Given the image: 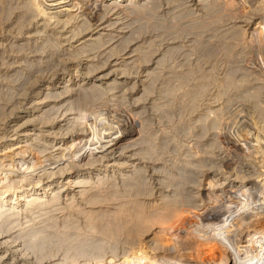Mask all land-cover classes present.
Wrapping results in <instances>:
<instances>
[{
  "label": "bare ground",
  "instance_id": "1",
  "mask_svg": "<svg viewBox=\"0 0 264 264\" xmlns=\"http://www.w3.org/2000/svg\"><path fill=\"white\" fill-rule=\"evenodd\" d=\"M26 1H28V4H25V3L24 4L28 5V7L24 6V4L22 3L24 8L27 7L28 10H30V9H34V8H30L33 6V7H36V9L40 13L43 12L46 15L43 17L44 18L43 20L45 22V24H44L45 26L42 25L43 26L42 29L45 28L46 26H48L47 25L48 20L52 19L51 18L52 16H49V14L51 13L49 10H51L52 8L57 7L56 12H61L62 10H64V8H65V6H67V4H68V7H69V5H71L74 10H77L80 8V10L82 11V14L80 13V10H77V11H79V13L82 15V17H81V20L78 22V24L76 26H74L73 29L72 28L70 29L69 27H67L68 29L64 28L66 26V24L68 22H70V20H68V19H63V20L62 19H56V21H54V23L56 25H54L53 27L49 26V27H52V29L54 28V30H55V32L53 33L54 40L52 41L54 43L55 40L66 39L68 37L67 34H70L71 36H75L79 31L83 32L82 30H86V29L90 28L91 26L94 25V24L92 25V22H93V20H95L94 18L98 14H101V16H102L103 14L107 15L109 12H113V13H115V15L117 13H124L127 15L128 14L129 15L130 14H132V15L138 14L139 16H140V13H144L143 17H145V15H150V14H146V13L152 11L153 8H155L154 5L157 3L158 0H26ZM169 1L173 2V4H172L173 8L175 10L176 9L179 10V12H180V10H184L186 7H190L188 4L189 2L186 0H169ZM197 1L200 4V6L199 5L198 6L199 7H205L204 10L207 11V12L205 11L206 14L203 15L204 17L202 19V20L205 19V21L204 22L202 21V23L201 22L196 23L190 27H188L189 24H187L188 25V26L186 25L187 29H185L186 26H185V28L179 27V28H181V30H179V29L175 30L173 32L174 35L180 34L182 32V29L188 30L189 28H191L190 33H193V32H191L193 30L195 32L193 34H196V36L194 37V42L196 40L195 38H197V40H199L201 33H205V37H206L207 33L203 32V31H205V29H207L208 26L210 25L207 23H209V22L210 23H216L218 21V20L216 21L215 19L212 18L215 14H213L211 12L216 13V10H218L219 8H223L222 10H224V12L221 10L223 12L221 14L224 15V19L226 18L224 21L229 20V19H233L227 27H226L227 22L225 23V28L223 30L224 32H221L222 34L219 35V37H222L221 35H223V33H225L224 34L225 36L222 37L223 40L225 39L224 40L225 42H227L228 38L230 37L229 39L232 38V40H236L235 44H237V45H239L240 43L241 44L247 43V45H248L250 42H253V41H250L249 39L251 37H253V34H255L256 31H258V33L261 34L264 38V0H238V2L235 0H197ZM167 3H168V1H167ZM238 3L244 5L243 8H240V6H239L240 11L238 10V5H239ZM172 5H170V6H172ZM72 8H70V9H72ZM236 10H237V12H236ZM27 11H26V13L24 12V14H27ZM30 11H32V10H30ZM30 11H28V13H31ZM166 11H168V10L166 9ZM106 12H107V14H105ZM154 12L156 13L157 11H154ZM172 12L170 11L171 14H172ZM192 12H194V10L191 11L190 13H192ZM73 13L76 14V12H73ZM170 13H168V14H170ZM181 13H182V11H181ZM219 13H216V14H218L216 16L220 17V20L222 21L221 15ZM51 14L57 15V13H51ZM171 14L168 17L172 18ZM184 14H186V15L184 17H180V18L186 17L188 19L189 17H191V16H188V13H184ZM32 15L33 14H31V19L33 17ZM132 15H130V16H132ZM153 15H155V14H153ZM174 15H176V16L173 18H175V19L178 18L177 17L178 14H174ZM208 15H212V17L210 18V16H209V18H208ZM139 16H137V17H139ZM166 16H167V14H166ZM216 16H214V17H216ZM66 17L68 18L70 16L67 15ZM75 17H76V15H75ZM77 17H79V16H77ZM126 17H128V16H126ZM143 17H140V18H143ZM150 17H151V15H150ZM23 18L25 19V16ZM140 18H136V20H140ZM147 18H145V19H147ZM161 18H163V17H161ZM186 18H185V22H186ZM69 19H71V18H69ZM151 19H152V17H151ZM156 19L159 21L158 23L160 26V22L163 20L160 21L158 18H154V20H156ZM190 19L195 20L197 18L191 17L187 21H191ZM210 19H212V21L215 20L216 22H214V21L212 22V21H210ZM52 20H51V22H52ZM98 20H100V19H98ZM101 20H103V19H101ZM199 20H201V18ZM199 20L197 19L196 21L198 22ZM71 21H73V20H71ZM149 21L150 20H147V21L145 20V23L149 22ZM196 21H194V23ZM221 21H220V23H221ZM51 22H50V24H51ZM94 22H97V21H94ZM105 22L106 21H104V22L101 21L97 25L95 23V25H94L95 27H93L94 29L92 28V31H88V33H87L88 36H86V39L83 41V43H81L82 48H84V47H90L91 48V46H93L94 44L98 45V47H99L102 45V44L101 45L97 44L98 42H100L99 41L100 39H102V38L104 39L105 37H109V36L113 35L112 32H115V29L112 28V25L116 24L117 20L115 19L114 22L110 21L112 23H109L107 25L104 24ZM150 22H152V20ZM25 23H28V22H25ZM59 23H62V24H60L62 26H58ZM106 23H108V22H106ZM142 23H144V22H142ZM170 23H172V22H170ZM178 23H180V22H178ZM178 23H176V24H178ZM222 23H223V21H222ZM73 24H72V26H73ZM176 24H173V25H176ZM181 24H184V23L182 22V23H180V25ZM140 25H142V24H140ZM169 25H171V24H169ZM120 26H122V25H120ZM142 26L146 27L144 24ZM162 26H163V24H162ZM131 27H132V25H131ZM137 27H138V25H137ZM168 27H171V26H168ZM119 28L122 29L121 27H119ZM141 29H143V28H141ZM164 29H166V27H164ZM217 29L221 30V28H217ZM16 30H17V28H16ZM162 30H163V28H162ZM166 30H168V29H166ZM173 30H174V28H173ZM37 32H39V31H37ZM37 32H33V33H37ZM168 32H169L168 34H172V33H170L171 31H168ZM42 33H45V32H42ZM209 33H211V35H212V32H209ZM79 34L81 35V33H79ZM120 34H123V33L120 32ZM188 34H189V32H188ZM214 34H217V33H214ZM157 35H160V33H158ZM47 36H48V34H47ZM122 36H124V34ZM226 36L228 38H225ZM82 37H85V36H82ZM208 37H211V36H207V38ZM214 37H216V36H214ZM47 38L49 39V37H47ZM71 38H73V37H70V39ZM115 38H117V36ZM123 38H127L126 35ZM176 38H178V37H176ZM186 38H188V37H186ZM48 39L45 42H47ZM216 40H218V38ZM216 40H215V43H217ZM207 41L208 40H206L205 42L199 41V43L197 41V43L198 44H203V43L205 44ZM224 41H223V44H225ZM263 41H264V39L261 42H263ZM52 42H51V44H52ZM211 42H213V41L211 40ZM24 43H26V42H24ZM29 43H31V42H29ZM56 43L60 44L57 41H56ZM227 43H229V41ZM230 43H231V41H230ZM43 44L44 43H42L41 45H43ZM168 44H170V43H168ZM208 44L209 43H207L206 45H208ZM229 44L225 45V50L227 51V53L232 54V56H230V54H229V56L232 58L234 56V53H235L234 48H236V47L235 46L232 47V45L231 44L229 45ZM232 44H234V43H232ZM243 44H242V47L240 46L239 51L246 50V48L243 49L244 48ZM34 45H36V44L34 43ZM52 45H54V44H52ZM212 45H213V43H212ZM139 46H141V45H139ZM139 46H137L136 49H134L133 51H136V50L140 51L139 52L140 53V59H142V60L147 59L148 56L146 54H148V52L145 53L144 48L142 49V47H139ZM193 46H191L192 48L189 47L191 49L190 52L194 51V50L192 51ZM209 46L211 47V45H208V48H210ZM213 46H215V45H213ZM55 47L57 48V46H55ZM114 47H116V46H114ZM176 47H178V46H176V45L174 46V44L167 47V49H166L167 52L165 51V53H166L165 55H168L169 58H171V55H169V54H171V52L175 51L177 49ZM182 47L183 46L180 45L179 46L180 49L179 48L178 49L182 50L181 49ZM220 47H221V49H224L223 48L224 45H222V43H221ZM93 48H95V47H93ZM149 48L150 47H148V46L146 47V49H149ZM208 48H206V49H208ZM211 48L213 49V51L215 50V47L214 48L211 47ZM41 49L38 48V50H41ZM58 49L59 48H57V50ZM84 49H86V48H84ZM84 49H82V51L81 52L79 51V52L82 53ZM109 49H111V51L114 50L113 47H111ZM109 49L107 48V50H109ZM190 49H188V50H190ZM203 49H205V48H203ZM212 49H209V51H212ZM218 49H220V48H217L216 50L218 51ZM248 49L249 48H247V51H248ZM74 50H76V49H74ZM142 50L144 52H142ZM105 51H103V53ZM182 51H180V52H182ZM30 52H31V49H30ZM109 52H110V50H109ZM78 53L74 52L73 54L80 55ZM112 53H114V52H112ZM143 53H145V54H143ZM186 53H187V51H186ZM204 53H207V52H204ZM241 53H244V51H242ZM193 54H196V53H193ZM184 55H186V54H184ZM189 55H192V53ZM136 56L139 57V54ZM158 56H157L156 63H161L160 60H162V59L167 60V58H163V57H166V56H164V53H163V55H161V57L158 58ZM197 56H199V55L197 54ZM203 56H206V55H203ZM229 56L227 55V59L230 58ZM236 56L239 59L241 57L240 54H239V56L238 55H236ZM181 57H184V56L181 55ZM225 57H226V55H225ZM106 58H104V59H106ZM201 58H203V57L200 56V59ZM130 59H129V61H128V58L127 59L121 58L120 61H116V60L112 59L113 61H110V62L108 61L109 62L108 67L106 69H103V70L101 69V71L97 72V74L95 76H93L92 79L89 77L88 78L83 77V78L79 79L78 81L76 80L77 81L76 82L77 87H78L77 92L79 91L78 93L76 92L78 94L77 99L79 101L80 100L85 101L86 99H88L90 97V95H94V93H97V94L99 93V95H100L102 93H106V91H108V90L114 89L116 87V85H121L123 83L122 80L118 81V78H115V77L111 79L109 75L123 73L126 69L130 70V68H128V67H130L131 64H134L133 62L136 61V60L132 61ZM187 59L184 61H189ZM39 60L40 59L38 58V61ZM240 60H238V63ZM42 61H44V60H42ZM102 61L103 62H101V63L103 65H105L103 59H102ZM181 61H182V59H181ZM26 63H28V62L26 61ZM87 63H89L86 66L87 72L95 71V70L99 69L100 67H102L100 65L101 64L100 62H98V63H100L98 65V64L94 63V61L92 59L89 60V62H87ZM231 63L232 62H230L228 64H231ZM238 63L236 65H238ZM236 65H235V67L237 68ZM186 66H187V68L190 67V65L189 66L186 65ZM45 67H47V66H45ZM229 67H230V65H229ZM233 67H234V65H233ZM233 67L231 66V69ZM54 68H56V66ZM156 68H157L156 66H155V68H152L151 66L146 64V66H144V68H143V71H145V73L147 72V74L151 75V76L154 74L157 75V72L154 73ZM166 68H167V66H166ZM46 69H48V68H46ZM169 69H171V67H169ZM226 69H228V68H226ZM233 69H235V68H233ZM129 70H127V72ZM187 70H188V72H190L189 69H187ZM199 70H200V68H199ZM228 70H230V68ZM183 71L185 72L186 70H183ZM34 72H36V71H34ZM53 72H55V71H53ZM58 72H60V71H58ZM159 72H161V71H159ZM184 72L183 73H179V72L177 73L176 72L175 74H177L181 77L182 74H184ZM200 72H202V71H200ZM171 73H173V72H171ZM197 73H199V71L196 72V75H198ZM163 74H162V76H163ZM185 74H187V73H185ZM210 74L208 72L207 75L209 76ZM55 75L57 77V80L55 81L56 84L53 85L54 87H50L49 86L50 83L49 84L46 83L47 85L45 86V89L51 88V92L45 97L51 98V97L57 96V98H58L60 94L64 95L66 93H72L73 88L71 89V87H70L71 84H68V82H70V80L69 79L64 80L65 79L64 75H61L57 72ZM211 75H213V74H211ZM9 76H11V75H9ZM22 76H23V74H22ZM28 76L30 77V75H28ZM168 76H169V78H172V77H170L171 74ZM184 76L186 77V76H188V74L184 75ZM183 77H181V78H183ZM189 77H191V76L189 75ZM205 77H206V75H205ZM205 77L203 76V78H205ZM246 77H248V76H246ZM249 77H251V76H249ZM26 78L28 79V77H26ZM32 78H34V77H32ZM148 78H151V77H148ZM186 78L189 79L188 77H186ZM207 78H205V79H207ZM212 78H209V79L211 80ZM232 78L229 80H232ZM255 78H256V76H255ZM258 78H260V77H257V79ZM29 79H31V78H29ZM196 79H197V77H196ZM238 79H240V78H238ZM238 79H237V82H238ZM165 80L167 81L166 83H168L170 79H168V80L165 79ZM174 80H175V78H174ZM101 81L102 82L106 81V82L105 83H99V84L97 83V82H101ZM121 81H122V83H121ZM173 81L171 84H174ZM185 81H187V80H185ZM191 81H193V80H191ZM221 81H224V80H221ZM242 81H240V82H242ZM205 82H207V81H205ZM210 82H212V81H210ZM63 83H64V85H61ZM178 83H179V81H178ZM180 83H183V80ZM222 83H224V82H222ZM33 84H34V82H33ZM171 84H170V86L172 87ZM188 84H191V83H188ZM199 84H200V82H199ZM204 84H207V83H204ZM233 84L234 83H232V87H234ZM248 84H249V82H248ZM262 84H264V83H262ZM147 85L148 84L146 83L144 86H147ZM202 85H203V81H202ZM221 85L222 84H220V86ZM229 85H230V83H229ZM236 85L238 86V83H236ZM244 85H241V86H244ZM246 85H247V83H246ZM254 85L255 84H253V86ZM55 86L57 88L61 87L60 88L61 91L59 90L60 94L58 92L59 95H55V94H57L56 90H55L56 93L53 92V90H52L53 88H56ZM170 86H166V87L169 88ZM178 86L182 87V86H180V84ZM207 86H209V85H207ZM217 86L220 87L219 85H217ZM251 86H250V89H251ZM166 87H164V88H166ZM174 87H177V86L174 84ZM247 87H245V88L247 89ZM255 87L260 88L261 86L255 85ZM255 87H253V88H255ZM12 88H13V86H12ZM144 88H146V87H144ZM182 88H184V86ZM196 88H198V87H196ZM200 88H201V91L204 92L203 90L206 87H200ZM234 88H236V87H234ZM237 88H239V86ZM147 89L148 88H146V90ZM221 89H222V86H221ZM223 89H225V88H223ZM226 89H228V88H226ZM243 89H244V87H243ZM246 89L242 90V92H240L241 95L235 94V96H238V97H235V96L234 97L239 98V96H241L243 99H245V101L249 100V102L250 101L254 102V104L256 105V108L259 109L258 111H255V109H254V111L251 112L252 114H254L253 120H255V121H254V123L251 122L253 124V127H252V125H251V127L254 128V130L251 129V131L253 130V133H254L253 136L254 137H253V139H250V140H254V142H251L248 144L247 143H241V144L239 143V145H237V146L240 149L238 151L243 152L244 154H246L249 157V158H247V157H244V158L250 159L251 157H256V158H259V160H260L262 158V156L264 155L263 152L257 153V151H259L260 149L264 150V149H262V148H264L263 147L264 146V136H262L263 138L260 137L261 135H264V102H263V100L259 99L260 98L259 94L261 93V91L259 94H257L258 92L255 93L256 90H258L257 88L254 92H252L253 94H251V92H250L251 90L249 91L250 92L249 93L248 91H246ZM23 90H25V88ZM39 90H37L38 92L35 93L36 95H34V98H33L34 100L32 99L34 102L37 101V103L39 102L38 98H40L38 96L40 93ZM143 90L146 91L145 89H143ZM149 90L151 91V89H148L147 91H149ZM164 90H166V89H164ZM172 90L174 91L175 89L172 88L170 90L168 89L167 91H170L169 93L172 94V92H171ZM191 90L185 91L186 93L184 95L186 97H187V95L190 96L191 97V103H193L196 100L195 99L196 94L197 93L199 94V92H201V91H199V89H197L199 92H193L194 90L193 91H191ZM16 91L20 92L19 89ZM159 92H161V91H159ZM15 93H17V92H15ZM15 93H13V94H15ZM219 93H220V91H219ZM219 93L215 94V95L212 94V97H213L212 101L215 100V98L217 96L219 97V95H220ZM11 94H12V92H11ZM204 94H206V93H204ZM5 95H6V93L4 94V96ZM74 95H75V92H74ZM95 95H94V97H95ZM112 95H115L114 91H113ZM139 95H141V94H139ZM11 96H13V95H11ZM107 96H110V95H107ZM111 96H110V98H111ZM119 96H121V95H119ZM165 96H168V95H165ZM202 96H204V95H202ZM115 97H116V95H115ZM209 97H211V96H209ZM178 98L180 100L183 98V100H181L180 102L184 101V96L178 97ZM187 98H189V97H187ZM196 98H198V97H196ZM7 99H9V98H7ZM68 100L69 99L67 98L64 102H66ZM226 100H225L223 105L221 104V105L216 106V107L214 105L213 106L211 105L213 102L215 103V101L208 103L209 105H207L206 107H204L205 104H203V109L200 112H198L199 114L197 116H195V118L193 119L197 128L200 129L201 131H203V132H201L202 134L204 133L205 129L210 131L211 138H210V142L207 143L209 145H219V143H221L219 140V137H218L219 135L221 136V134H218V133H219V130L221 129V127L224 126V124H226L228 122V121H226V117H227L226 115H228L226 113V108H227V104H229V102ZM51 101L52 100H49V102L46 104V105H48V106H46L47 108L51 106L50 109L48 108V112H51V110L54 109L53 108L54 103ZM121 101H123V100H121ZM114 102H116V101H114ZM126 102L127 101H125V103ZM161 102H163V101H161ZM186 102L184 105H186ZM68 103H69V101L66 104L68 105ZM200 103H201V101H200ZM182 104H180V106H179L176 103V105H178V107H181ZM189 104L187 103V105H189ZM193 104H195V102ZM196 104H197V102H196ZM58 105H60V104H58ZM122 105H124V104H122ZM153 105L155 106V104H153ZM184 105H183V107H185ZM199 105H201V104H199ZM250 105H253V104H250ZM258 105H260L259 106L260 108L258 107ZM68 106H69L68 109H72V102ZM86 106H87V104H86ZM43 107H45V106H43ZM54 107H55V104H54ZM56 107L58 109H60L63 106H57L56 105ZM183 107H181V109ZM196 107H198V106H196ZM196 107H195V109H197ZM35 108H36V105H33L31 107V109L26 112V115L21 117L20 123L17 122L18 124L13 126V127H19V128L23 127V128H21L22 132L20 130V133L18 132V135L19 134L20 135L17 137H12L13 134H11L12 135L11 138L8 139V142H11V144H7L8 142L6 143V145H7L6 148H9V150H7V152L4 155L0 156V158H2V159H0V168H2V170H0V264H264V222L261 223L259 221V220L264 221V193H263L264 181H262L261 183H258L256 181L255 177H257V176H255V174H256L255 172L257 171V169L255 172H253L255 169L254 166H256V165H253L252 168H254V169H252L253 171H250V172H253L254 174L250 175L248 173L250 175V177L253 176L254 178L247 179L244 177L237 176L240 174L244 175L245 173H247V171H245V173H240V174L236 173L235 174L236 178H233L232 180L228 179L229 182L225 185L223 182L225 179L222 181V183H220L221 181L218 180V183L221 184V186H222V187L220 186L221 188L229 186V187H232V189L234 190L233 196L230 195V197L232 196V198L226 199L227 197L223 198V196H219L215 192V189H216V188H214L215 184H216V186H218L217 181H214L216 179H213V177L210 179H205V178L203 179V174H200V175H202L200 178V175H199L200 169L199 168L202 166V163L206 162L207 159L205 160V162H202V161H196V159H193L191 157L192 159L187 158V160L182 161L183 163H181V164H175L174 165L172 163L174 166V171L173 170L168 171V170L164 169L163 163L154 162L152 164L153 166L150 168H153L154 170H156V173H157V171H159V173H160V175H159L160 188H159V190H157V192H155V193H157V195H156L157 197H153L155 194L153 193V190H152L153 188L151 189L149 186L151 183L148 185V181H147V178L145 175V170H144L145 167L143 168L140 165L134 166L133 161H129L128 159H125V160H122L121 162L119 161V163L114 164V162H116L118 158L114 157V156L110 157V155H106V157L104 158L105 160L104 159L101 160L102 158H100V160H97L98 162H96V161L94 162L93 158H94V156H97L95 154L99 155V153L103 149H100L99 152L91 151V148L93 147L92 145L89 146V144H91V143L87 144L84 147L80 145L82 148L78 147V148H76L77 150H73L74 152L70 153L69 155H66L65 153L68 152V150H71L74 146L76 147V144L74 145L73 142H71L69 140L71 142V145H74V146H71L69 144V146H71V147H69L66 152L59 153V154H61L60 156H58L56 153L52 154V150L48 151L49 149H51L50 146H48L49 145L48 143H46V144L41 143V142L28 143L27 140L30 139V136H34V134H33L34 128H31V127L28 128L25 125L26 124L29 125L34 120H39L38 117H40V120H42V117H43V115H42L43 112L41 114H39V116L35 115V114H38L37 113L38 111L33 114V112L36 109H38V107L36 109ZM45 108H43V109H45ZM47 108L44 112L47 111ZM121 108H122V106H121ZM190 108H192V107L190 106ZM251 108H253V106ZM58 109H56V110H58ZM122 109L124 110V108H122ZM96 110L97 109H95V111ZM102 110L103 109H101V110L98 109L99 112L96 111V112H98V116H94V118L100 117L99 116L101 113L100 111H102ZM95 111H93V112L95 113ZM103 111H106V109ZM131 111H133V110H131ZM157 111H154V112H157ZM165 111H167V110H165ZM54 112H56V113H54V115H56L57 111H55V109H54ZM147 112H149V111H147ZM190 113H191V111H190ZM48 114H50L49 116L52 115V118H54L53 114H51V113H48ZM62 114H64V112ZM140 114H139V112H134V111L127 113V115L131 118L130 123H129V121H128V123L124 122V121H126L125 119L128 120V118L122 117V119H120L121 123H120V126L118 127L119 132L117 133L118 134L116 137L117 139H123V137H125V139H126V136H128V135L130 137L136 136V135H138L141 138L143 137L142 136L143 134L141 135L140 132H141V129L143 127H145V125H143L145 121H144V119H142ZM237 114L240 115L238 112H237ZM46 115H47V113H46ZM158 115H160V114H158ZM234 115H232V116H234ZM45 116L43 118H45ZM74 116H72V117H74ZM79 116H81V115H79V114L77 115V113H76V117H79ZM109 116H110V114H109ZM35 117L37 119H35ZM236 117L239 118L240 116L236 115ZM105 118H107V119H105ZM105 118L102 117L99 119V123H98L100 126L99 129H102V128L104 129L105 127H108L109 125L113 124L111 122H115L114 120L111 121L110 118H108V117H105ZM115 118L117 120V117H115ZM232 118H234V117H232ZM46 119H47V117H46ZM46 119H44L42 121L39 120V121L44 123V121ZM76 119H78V118H76ZM76 119H74V121H76ZM97 120H98V118H97ZM97 120H94V121L98 122ZM249 120L252 121V119H249ZM46 121L49 122V120H46ZM64 121H66V120H64ZM67 121L70 122V119H68ZM48 122H46V123H48ZM69 122H67V124H69ZM231 122L232 121H230L229 123H231ZM248 122L246 121V123H248ZM37 123H39V122L37 121ZM71 123H72V121H71ZM80 123H79L78 127L81 126ZM34 124L36 125L35 122H34ZM118 124H119V120H118ZM231 124H233V123H231ZM189 125H192V123ZM227 125H229V124H227ZM69 126H70V128H72L71 125H68L67 127L69 128ZM87 126H88V124H87ZM91 126L89 124V127H91V128H93L94 124ZM95 126H97V124H95ZM111 126L115 127L113 125H111ZM111 126H109V128H112ZM62 127H64V126H62ZM62 127L59 126L56 129H59V128L62 129ZM97 127H96V131H98ZM181 127L180 128L178 127V128L181 129ZM233 127H234V125L232 126V128ZM190 128H192V127H189L187 129H190ZM194 128H192V129L194 130ZM235 128H237V127H235ZM39 129H43V128L40 127ZM192 129L188 130V131H191L194 133V131ZM224 129H227V128H224ZM230 129H228V130H230ZM87 130H88V128H87ZM184 130L185 129H183V132H185ZM39 131H37V132H39ZM46 131H47V129H46ZM46 131H45V133H48ZM61 131H64V129ZM41 132H44V131H40L39 133H41ZM58 133H57V135H58ZM109 133H110V131H109ZM109 133L104 132L103 135L101 134L102 136H99V137L96 136V139L93 141H98V139H103V141H106V139H109L107 141H109L108 144L110 145V143H113L116 140V138H115V136H112L115 140L110 142L111 141L110 139H112V138H110ZM226 133L227 132H225V134ZM232 133H235V132H232ZM257 133H259L260 135H257ZM37 135H38V133H37ZM37 135H36V137H37ZM62 135H64V134H62ZM0 136H2V134ZM83 136H82V138H84ZM91 137H93V136L91 135L90 139H91ZM130 137H128L127 139H130ZM18 138H23L24 142L25 141H27V142L24 145L22 144L21 146H16V147L12 148L11 146H13L16 143V139H18ZM51 139H53V138H51ZM85 139H87V137ZM145 139H146V137L144 139L142 138V140H145ZM163 139L166 140V138H163ZM207 139H209V137ZM4 140H6V139H4ZM36 140H38V139H36ZM80 140H81V137H80ZM41 141H42V139H41ZM133 141H134V139H133ZM149 141L150 140L148 139V141H146L145 143H148ZM196 141H198V140H196ZM238 141H242V140L239 139ZM42 142H45V141H42ZM129 142H128V144H129ZM174 142H176V141H174ZM18 143L19 142H17V144ZM101 143H102V141H101ZM132 143L129 145H132ZM95 144H96V142L93 143V145H95ZM104 144H106V143H104ZM148 144H151V142ZM234 144H232V145H234ZM19 145H20V143H19ZM124 145H123V148L126 147V145L125 146ZM134 145H137V144H134ZM55 146L56 145H54V147ZM106 146H108V145H105L104 148H106ZM147 146H150L149 148H151V145H147ZM147 146L145 145L146 148H147ZM257 146L258 147L262 146V148L259 147L258 148L259 150H256ZM3 147H5V146H3ZM59 147H61V146H59ZM89 147H91V148H89ZM109 147L110 146H108L107 148H109ZM130 147L131 146H129V148ZM162 147H163V145H162ZM232 147H236V146H232ZM140 149H141V147H140ZM140 149H138V150H140ZM148 149L147 150L144 148L141 149V151L139 152V153H141L139 156V159L141 158V156H145L148 158L147 160H149V156H146L150 153V152H148ZM136 150H137V148H136ZM204 150L206 151V149H204ZM119 151L122 152L123 150L121 149ZM152 151H153V149H152ZM43 152H47V153L45 155H41V153L44 154ZM132 153H134V152H132ZM167 153H169V152L167 151ZM207 153L208 152L206 151V155H207ZM124 154H126V153H124ZM186 154L187 153L185 151V155ZM132 155H134V154H132ZM157 155H159V154H157ZM192 155H190V156H192ZM103 156H105V155H103ZM103 156H101V157H103ZM243 156H245V155H243ZM152 157L153 156H151V158ZM187 157H189V156H187ZM155 158H156L155 160H157V161L160 159L159 156H156ZM205 158H207V156ZM95 159H97V158H95ZM141 159H143V158H141ZM199 159H200V157H199ZM209 159H211V158H209ZM219 159H222V158H219ZM251 159H254V158H251ZM200 160H202V159H200ZM229 160H231V159H229ZM244 160H246V159H244ZM225 161L228 162L226 159H225ZM251 161H253V160H251ZM261 161H262V159H261ZM178 162H181V161H178ZM210 162H213V164H214L215 160L214 161L210 160ZM253 162H255V160ZM262 163H259V164L256 163V164H257V166H263L264 164H262ZM260 164H262V165H260ZM150 166H151V164H150ZM207 166H209V165H207ZM235 167H237V166H235ZM263 167L261 169H263ZM230 168H232V167H230ZM256 168H258V167H256ZM154 170H152V171H154ZM249 170H251V168ZM258 170H259V168H258ZM231 171H234V170H231ZM241 171H242V169H241ZM257 173H260V172L258 171ZM262 173H263V171H262ZM150 174H151V171H150ZM149 177L153 179V176L152 177L149 176ZM155 177H158V176H155ZM247 177H248V175H247ZM260 177H258V178H260ZM206 178H209V177H206ZM116 179H118V181L120 180L119 184H115ZM155 181L157 182L156 179H155ZM207 183H208V186H206ZM163 187H165V188H163ZM220 187H219V189H221ZM229 187H227V188L229 189ZM154 188H155V186H154ZM228 189H226V190H228ZM226 190L225 191L223 190V191L227 192ZM224 194H226V193H224ZM62 197H64V199ZM221 199H225L226 201L223 202L224 200L221 201ZM224 208L225 209L226 208H233L234 211H232V212H226L225 211L226 213L225 212L221 213L222 212L221 209H224ZM243 208H245V209L247 208V210H245V211L248 214V216H247V218L249 219V221L247 220L248 223L245 222V217L243 216L244 211H242ZM199 222H201V225L198 226L199 227L198 228L196 225ZM191 226H193V228H191ZM204 227H205V229H204ZM206 229L208 232L205 231ZM178 230H180V231L186 230V232H184V233H186L185 236H183L184 234H182V235L180 234V235L182 237H184L185 241L188 240L189 243L187 244V246L185 244V247H183L181 245V241H179L180 236L177 239L176 236L174 235L175 239H177L176 242L179 243L178 244L179 245V253H177L178 255H175V253L172 252L173 251L172 249H174V248H171V247H173L171 244H173L172 242L174 240L172 237V234L174 232H177ZM187 230H189V231H187ZM204 231H205V233L207 232V235L202 234V232L204 233ZM203 237H205V238L207 237V240H201ZM189 239H191V242L189 241ZM174 243H175V241H174ZM177 243H175V244H177ZM170 249L172 251H170ZM171 252L173 253L174 256L169 254ZM174 252H176V251H174ZM177 252H178V250H177Z\"/></svg>",
  "mask_w": 264,
  "mask_h": 264
},
{
  "label": "rangeland",
  "instance_id": "2",
  "mask_svg": "<svg viewBox=\"0 0 264 264\" xmlns=\"http://www.w3.org/2000/svg\"><path fill=\"white\" fill-rule=\"evenodd\" d=\"M25 1L24 0H0V135L2 134V136H0V156L4 155L7 152V150H9V148H6V146H7L6 143L8 142V139L11 138V136H12L11 134H13L12 137H17V136L20 135V134L18 135V132L20 133L21 128H23V127L19 128V127H13V126H15L16 124L20 123L21 117L25 116L26 115V112L28 110H30L33 105H36V108L38 107V109L35 108L36 110L33 112V114L38 111L37 112L38 114H35V115H38L39 116V114H41L43 112L42 115L44 117L46 115V113H47V115L45 116V118H43L42 116L41 117H42V120L46 119V117H47L46 120H49V122L45 120L48 123H46L45 121H44V123H42V122H40V121H42V120H40V117L37 116L40 121L39 120H34L33 122H31L29 124L30 126L26 124L25 126H27L28 128H30V127L31 128H34V130H33L34 136H30V139L27 140L28 143H36V142H41V143H44V144L48 143L49 145L48 144L47 145L50 146V148H51L48 151H51L52 150V154H55L56 153L58 156L61 155L59 153L66 152L69 147L74 146L75 144H76V147L74 146L71 150H68V152L65 153L66 155H69L70 153L74 152L73 150H77L76 148H78V147L79 148H82L81 146L84 147L87 144L91 143V144H89V146L90 145L93 146V147L91 146L92 148L89 147V148H91V151L99 152L100 149H103V150H101V152L99 153V155L98 154H95L97 156H94V158H93L94 162L95 161L98 162L97 160H100V158H102L101 160H103L106 157V155H110V157H113L114 156V157H117L118 158L117 161L114 162V164L119 163V161L121 162L122 160H125V159H128L129 161H133L134 166L135 165H140L143 168L145 167L144 170H145V175H146V178H147V181H148V185L150 183L152 184V185L150 184L149 186H150L151 189L153 188L152 190H153V193L155 194L153 197H157L156 196L157 193H155V192H157V190H159V188H160V185H159V175H160V173H159V171H157V173H158L157 174L156 173V170H154L153 168H150V167L153 166L152 164L154 162L163 163L164 169H166L168 171L169 170L170 171H172V170L174 171L173 164L174 165L175 164H181V163H183L182 161L187 160V158L188 159H192L193 158V159H196V161H202V162H205V160L207 159L205 163H202V166H201L202 168L201 167L199 168L200 169L199 170V175L200 174H203V179L204 178L205 179H210L212 177H213V179H216L214 181H217L218 186H216V184H215V186H214V188H216L215 189V192L217 193V195L223 196V198H226L227 197L226 199L232 198L233 193H234V190L232 189V187H229V186H227V187H229V189L227 187L221 188L222 186H221V184L218 183V180H220L221 182L220 181L219 182L222 183V181L225 179L223 181L224 182V185H225V184H227L229 182V180H232L233 178H236L235 177L236 176L235 175L236 173H238V174L245 173V171H247V173L244 174L245 176L243 174H240V175H237V176L244 177V178H247V179L254 178L253 176L250 177V175H253L254 174L253 172H255L256 169H257V171L255 172L256 173L255 176H257V177H255L256 178V181L258 183H261L262 181H264V167H263L264 165L263 166H257V164L262 163V162H263L262 164H264V155L261 158L262 161H261V159L259 160V158H256V157H251V158H254V159H251V158L250 159H247L249 157L246 154H244L243 152L238 151L240 149L237 146V145H239V143L240 144L241 143H247L248 144V143L254 142V140H250V139H253V137H254L253 136V134H254L253 133L254 128H252L253 127V124L252 123H254V121H255V120H253L254 114H252L251 112H253L254 109H255V111H258L259 109L256 108V105L254 104V102H251V101L249 102V100H246L245 101V99H243L241 96H239V98H235V97H238V96H235V94L236 95H239V94L241 95L240 92H242V90H245L246 89L245 87L248 86L247 89H246V91L249 92L251 90L250 92H251V94H253L252 92H254L256 90V88L257 89L259 88V87H255V85L256 86L257 85L258 86L260 85L261 87L258 89L259 91L256 90L255 93L258 92L257 94H259L260 91H261V93L259 94V97H260L259 99L260 100H263V102H264V86H263L264 84H262V83H264V58H263L264 57V41L261 42L264 38H263V36L261 34L258 33V31H256L257 33L255 32V34H253V37H251L252 39L251 38L249 39L250 41H253V42H250L249 41L250 42L249 43L250 45L249 44L247 45V43H245V44L242 43L243 46H244L243 49L246 48V50H242V51H244V53H241L242 51H239L240 50V46L242 47V44L241 43L239 45H237V44H235L236 43V40H232V38L229 39L230 37L228 38L226 36L225 38H228L229 43L231 41L230 44L232 45V47L233 46L236 47V48H234V51H235L234 56L231 58L230 56H232V54L231 53H227V51L225 50V45L226 44L228 45L229 43H227L228 41L225 42L224 41L225 39L223 40V38H222L223 36H225L224 35L225 33H223V35H221L222 37H219V35L222 34L221 32H224L223 30L225 28V23L227 22L226 23V27H227L230 24V22L233 20V19H229V20L224 21L226 18L224 19V15L221 14V13L224 12V10H222L223 8H219L218 10H216V13H219L221 10L223 11V12L221 11L219 13L221 15V18H222L223 23L220 20V17L216 16L218 14H216L214 12H211V13L215 14L214 16H216V17H214V16L212 17V15H208V18L210 16V18L212 17L216 21L218 20L217 22L215 20H213L217 24L216 23H210L208 21L209 23H207V24H210V25L208 26L207 29H205V31H203V32H206L207 33L206 37H205V33H201L200 37L201 36L202 37L201 38L199 37V40H197V38H195L198 41V43H199V41L200 42H202V41L205 42L206 40H208V41L205 44L204 43L203 44H198L196 40L194 42V37L196 36V34H193V33H195V32L192 30L191 32H193V33H190L191 28H189L188 30H185V29H187V26H188L187 24H189L188 27H190V26H193L196 23H200V22L202 23V21L203 22L205 21V19L202 20L203 17H204L203 15H205L206 12H207L206 10H204L205 7H199L200 4L198 3L197 0H186V1L189 2L188 4H189L190 7H186L184 10H180V12H179V10H177V9L175 10L173 8V5H172L173 2H171L169 0H158L157 3L154 5L155 8H153V10L151 9L152 11L146 13V14H150L151 17H152V19H151L150 15H145V17H143L144 16L143 15L144 13H140V16L138 14L137 15L130 14V15H132V16H130L129 14L127 15V14H124V13H117L115 15V13H113V12H109L108 14L106 12L105 14H107V15H104L103 14L102 16H101V14H98L94 18L95 20H93L92 25L93 24L95 25V23L97 25L101 21L102 22H104V21L108 22V23H106V22L104 23L105 25H107L109 23L114 22V20L116 19L117 20V23L112 25V28L115 29V32L116 33L115 32H112V34L114 36L111 35L109 37H105L104 39L103 38L100 39L99 40L100 42H98L97 44H99V45L102 44L101 46L98 47V45L94 44L95 46L93 45V46H91V48L90 47H84V48H86V49H84V48L81 47L82 46L81 43H83V41L86 39V36H88L87 35L88 31H92V28L95 27L94 25L90 27L91 29L88 28L86 30H82L83 32H80L79 31L75 36H71L70 34H67L68 37L66 39H61V40L59 39V40H55L54 43L52 42L54 40L53 33L55 32L54 28L52 29V27L54 25H56L54 23V21H56V19H62V20L63 19H68V20H70V22H68L67 23L68 25L66 24V26L64 28L69 27L70 29L71 28L73 29L74 26H76L78 24V22L81 20V17H82V15H81L82 14V11L80 10V8L77 9V10H80V13L81 14L79 13V11L74 10L71 5H69V7H68V4H67V6H65L64 10H62L61 12H56V8L57 7L52 8L49 11L51 13H57V15L56 14H53L52 15L50 13L49 16H52L51 18L53 20L51 19L52 22H51V20H48V24H47L48 26H46L45 28L42 29V27L45 26L44 25L45 22L43 20L44 19L43 17L46 16V15L43 12L40 13L36 9V7H33V6L30 7L31 5L29 7L30 8H34L35 10L34 9H30V8L29 9L32 10V11L28 10V8H27L28 5H25V4H28V1H26V2ZM167 1H168V3H167ZM235 1L238 2V0H235ZM22 3L23 4L25 3L24 6H27V7L24 8V6H23ZM170 5H172V6H170ZM241 5L242 4H239L238 5V10L240 8H243L244 7V5H242V6ZM239 6H240V8H239ZM70 8H72V9H70ZM166 9L168 11H166ZM27 10L30 11L31 13H28ZM193 10H194L195 13L194 12L190 13ZM26 11H27V14L28 15L27 14H24V12L26 13ZM154 11H157L158 13L157 12L155 13ZM170 11L171 12L173 11L172 14L170 13ZM181 11H182V13H181ZM73 12H76V14L73 13ZM236 12H237V10H236ZM168 13L171 14V17L172 18L176 16L174 14H178L177 15L178 18H176V19L173 18L172 19V18L168 17V16H170V14H168ZM184 13H188V16H191L192 18H197L198 20L201 18V20H199L197 22L196 21L197 19H195V20L194 19H190L192 21L191 22V21H187L191 17H189L188 19L185 17L186 18V22H185V18H180V17H184L186 15ZM31 14H33L32 15L33 16L32 19H31ZM74 14L76 15V17H75ZM153 14H155V15H153ZM166 14H167V16H166ZM65 15L66 16L68 15L70 17L67 18ZM24 16H25V19L23 18ZM77 16H79V17H77ZM126 16H128V17H126ZM137 16H139V17H137ZM140 17H143L144 19L143 18H140ZM161 17H163V18H161ZM69 18H71V19H69ZM136 18H140V20H136ZM145 18H147V19H145ZM154 18H158L160 21L163 20V21L160 22V26L161 27L159 26V23H158L159 21L157 19H156L157 21L154 20ZM98 19H100V20H98ZM101 19H103V20H101ZM71 20H73V21H71ZM145 20L146 21L147 20H150V21L152 20V22L149 21V22H146L145 23ZM219 20L221 21V23H220ZM24 21L25 22H28L29 24L28 23H25ZM94 21H97V22H94ZM110 21H112V22H110ZM194 21H196V22L194 23ZM210 21H212V19H210ZM50 22H51V24H50ZM142 22H144V23H142ZM170 22H172V23H170ZM178 22H180V23L183 22L185 25L184 24H181L180 25V23H178ZM161 23L163 24V26H162ZM168 23L171 24V25H169ZM176 23H178V24H176ZM60 24H62V23H59L58 26H62ZM72 24H73V26H72ZM140 24H142V25L144 24L146 27H144V26H142ZM173 24H176V25H173ZM120 25H122V26H120ZM131 25H132L133 28L131 27ZM137 25H138V27H137ZM49 26H52V27H49ZM168 26H171V27H168ZM185 26H186V28H185ZM119 27H121L122 29H120ZM164 27H166V29H168V30L164 29ZM179 27L185 28L184 29L185 31L182 29V32L180 34L174 35L173 32L175 30H177V29L181 30V28H179ZM16 28H17V30H16ZM141 28H143V29H141ZM162 28H163V30H162ZM173 28H174V30H173ZM217 28H221V30L220 29H217ZM32 31L33 32L39 31V32L33 33ZM168 31H171L170 33H172V34H168L169 33ZM42 32H45V33H42ZM120 32L123 33L124 36H122L123 34H120ZM188 32H189V34H188ZM209 32H212V35ZM79 33H81V35ZM158 33H160V35H157ZM214 33H217V34H214ZM47 34H48V36H47ZM125 35H126L127 38H123V37H125ZM82 36H85V37H82ZM116 36H117V38H115ZM207 36H211V37H208L207 38ZM214 36H216V37H214ZM47 37H49V39ZM70 37H73V38L70 39ZM176 37H178V38H176ZM186 37H188V38H186ZM217 38H218L219 41L216 40ZM47 39H48V41L45 42ZM211 40L213 42H211ZM215 40H216L217 43H215ZM56 41L58 43H60V44H57ZM223 41H224L225 44H223ZM24 42H26V43H24ZM29 42H31V43H29ZM51 42H52V44H54L55 46H57V48H59V49L57 50V48L54 45H52ZM34 43L36 45H34ZM42 43H44V44L41 45ZM168 43H170V44H168ZM207 43H209L208 45H211V47H213V48L215 47V50L217 48H220V49H218V51L217 50L216 51L215 50L213 51V49L210 46H209L210 48H208V45H206ZM212 43L215 46H213ZM221 43H222V45H224V47H223L224 49H221V47H220L221 46ZM232 43H234V44H232ZM173 44H174V46L175 45L178 46V47H176L177 49L179 48L180 45L183 46L184 48L182 47L181 49L184 52L182 50H179L180 48L178 49L179 51L176 49L175 51L171 52V54H169V55H171V58H169L168 55H165L166 54L165 51H166L167 47H169V46H171ZM139 45H141V46H139ZM114 46H116V47H114ZM137 46L142 47V49L144 48L145 53L148 52V54H146L148 56L147 59H145V60L140 59V53H139L140 51H138V50L133 51L134 49H136ZM147 46L150 47V48L149 49H146ZM191 46H193L192 51L194 50L195 52L194 51L193 52H190L191 51L190 48H192ZM93 47H95V48H93ZM111 47H113V49L115 51L114 50L111 51V49H109ZM38 48L39 49L42 48V49L41 50H38ZM107 48L110 50V52H109V50H107ZM203 48H205V49H203ZM206 48H208V49H206ZM247 48H249L248 51H247ZM30 49H31V52H30ZM74 49H76V50H74ZM82 49H84L83 52H82L83 54L80 53L82 51ZM188 49H190V50H188ZM209 49H212V51H209ZM103 51H105V52L103 53ZM144 51L142 50V52H144ZM180 51H182V52H180ZM186 51H187V53H186ZM74 52H77V53L79 52L78 54H80V55L73 54ZM112 52H114V53H112ZM204 52H207V53H204ZM145 53H143V54H145ZM163 53H164V56H166V57H163V58H167V60L166 59H162V60H160L161 63H156L157 56L159 55L158 56V58H159V57H161V55H163ZM191 53H192L193 56L192 55H189ZM193 53H196V54H193ZM138 54H139V57L136 56ZM184 54H186V55H184ZM197 54L199 56H197ZM229 54H230V56H229ZM239 54L241 55V57H240L241 60L236 56V55L239 56ZM181 55L184 56V57H181ZM203 55H206V56H203ZM225 55H226V57H225ZM227 55L230 58L227 59ZM200 56L203 57V58L200 59ZM38 58L40 59L39 61H38ZM104 58H106V59H104ZM121 58H126V59L128 58V61H129L130 58H131L130 60H132V61L136 60L135 62H133L135 65L134 64H131L130 67H128V68H130V70L129 69H126L123 73L109 75L111 79L115 77V78H118V81L119 80H122L123 83L121 81V83H122L121 85H116V87L114 89L108 90L109 92L106 91V93H102L103 95L102 94L99 95V93L98 94L97 93H94V95L96 94L95 97H94V95H90V97L88 99H86L85 101H81V100L79 101L77 99V97H78V94L77 93L79 91L77 92L78 87H77V83L76 82L79 79H81L83 77H87V78L89 77V78L92 79L93 76H95L97 74V72L101 71V69L102 70L103 69H106L108 67L110 61H113V60L120 61ZM91 59L94 61V63H96L98 65L101 62H103L102 61V59H103L105 65H103L101 63L100 65L102 67H100L99 69H97L95 71L87 72L86 71L87 70V67L86 66H87V64H89L87 62H89V60H91ZM181 59H182V61H181ZM186 59L189 60V61H184ZM42 60H44V61H42ZM238 60H240L239 63H238ZM26 61L28 63H26ZM229 61L232 62V63L231 64H228V63H230ZM98 62H100V63H98ZM145 63L148 64L149 66H151L152 68H155V66H156L157 68L154 71V73L157 72V75L154 74V75L151 76V75H148L147 72L145 73V71H143L144 66H146ZM237 63H238V65H236ZM186 65H188V66L190 65V67L187 68ZM229 65H230V67H229ZM233 65H234V67H233ZM235 65L237 66V68L235 67ZM45 66H47V67H45ZM53 66L54 67L56 66V68H54ZM166 66H167V68H166ZM231 66L233 68H235V69H233V68L231 69ZM169 67H171V69H169ZM46 68H48V69H46ZM199 68H200V70H199ZM226 68H228V69L230 68V70H228ZM187 69H189L190 72H188ZM127 70H129V71L127 72ZM183 70H186V71L184 72ZM34 71H36V72H34ZM53 71H55V72H53ZM58 71H60V72H58ZM159 71H161V72H159ZM198 71H199V73H197V74L200 77L198 75H196V72H198ZM200 71H202V72H200ZM56 72L59 73V74H61V75H64V77H65L64 80H66V79H69L70 80L71 83L68 82V84H71L70 85L71 89L73 88L72 93H66V94L62 95V94H60V91H61L60 88L61 87L60 88H57L56 87L57 85H56L55 86L56 88H53L52 90H53V92H55V90H56L57 94H55V95H59L60 94L59 97L57 98V96H55V97L47 98L45 96H47L51 92V88L45 89V86L50 83L49 86L50 87H54L53 85L56 84L55 81L57 80V77L55 75ZM171 72H173V73H171ZM176 72L177 73L178 72L179 73H183L184 72V74H182L181 77H183L184 75H187L188 74V76H186V77H188L189 79H187L185 76H184L185 78L183 77L184 79L181 78L179 75L175 74ZM208 72H209V74L211 73L213 75L210 74L208 76L207 75ZM185 73H187V74H185ZM22 74H23V76H22ZM162 74H163V76H162ZM170 74H171L170 77H172V78H169L168 75H170ZM9 75H11V76H9ZM28 75H30V77ZM189 75L191 77H189ZM205 75H206V77H205ZM203 76L205 78L208 77L207 78L208 80L205 79V78H203ZM246 76H248V77H246ZM249 76H251V77H249ZM255 76H256V78H255ZM26 77H28V79ZM32 77H34V78H32ZM148 77H151V78H148ZM173 77L175 78V80H174ZM196 77H197V79H196ZM257 77H260V78L257 79ZM29 78H31V79H29ZM164 78L167 79V80L170 79L171 81L169 80V82L166 83L167 81ZM209 78H212V79L210 80ZM231 78H232V80H229ZM238 78H240V79H238ZM237 79H238V82H237ZM182 80H183V83H180V82H182ZM185 80H187V81H185ZM191 80H193V81H191ZM221 80H224V81H221ZM172 81H173V83L177 87H174V84H171ZM178 81H179V83H178ZM202 81H203V85L204 86L202 85ZM205 81H207V82H205ZM210 81H212L213 83L210 82ZM240 81H242V82H240ZM33 82H34V84H33ZM105 82L106 81H103V82L101 81V82H97V83L99 84V83H105ZM145 82L148 84L147 85L148 87L147 86H144L146 84ZM199 82H200V84H199ZM222 82H224L225 84L222 83ZM228 82L230 83V85H229ZM248 82H249L250 85L248 84ZM251 82L253 84H255V85L253 86V84ZM188 83H191V84H188ZM204 83H207V84H204ZM232 83L235 84V85L233 84V86L236 87V88L232 87ZM236 83H238L239 88H237L238 86L236 85ZM246 83H247V85H246ZM170 84L172 85V87L170 86ZM179 84L182 87L184 86L185 89L182 88V87H179L178 86ZM220 84H222L221 85L222 86V89H221ZM240 84L241 85H244L245 84V85L244 86H241ZM61 85H64V83L61 84ZM207 85H209V86H207ZM217 85H219L220 87H218ZM12 86H13V88H12ZM166 86H170V87L168 88ZM250 86H251V89H250ZM144 87H146L148 89H151V91L150 90L147 91L148 89L146 90V88H144ZM164 87H166V88H164ZM196 87H198V88H196ZM200 87H206L203 90L204 92L201 91V88ZM243 87H244V89H243ZM253 87H255V88H253ZM24 88H25V90H23ZM172 88L175 89L174 91L173 90L171 91L173 95L171 93H169L170 91H167L168 89L170 90ZM186 88L188 90H191L192 89L191 91L194 90L193 92H199V91H201V92H199V94L197 93L196 96H195V99H196L194 101L195 104H193L194 102L191 103V97L190 96L187 95V97H189V98H187L184 95L186 93L185 91H188ZM223 88H225V89H223ZM226 88H228V89H226ZM18 89H19L20 92L16 91ZM143 89H145L146 91H144ZM164 89H166V90H164ZM197 89H199V91ZM37 90L40 91V93L38 95L40 97V98H38V101H39L38 103H37V101L36 102L33 101L34 100L33 99L34 98V95H36L35 93L38 92ZM113 91H114L116 97H115V95H112L113 94ZM159 91H161L162 93L159 92ZM219 91H220V93H219ZM11 92H12V94H11ZM15 92H17V93H15ZM58 92H59V94H58ZM74 92H75V95H74ZM5 93H6V95L4 96ZM13 93H15L16 95L13 94ZM204 93H206V94H204ZM218 93L220 95H219V97L217 96L215 98V100H213V101H215V103H214L212 101V98H213L212 97V94L215 95V94H218ZM139 94H141V95H139ZM201 94L204 95L205 97L202 96ZM11 95H13V96H11ZM107 95H110V96L112 95L115 99L112 96L110 98V96H107ZM119 95H121V96H119ZM165 95H168V96H165ZM182 96H184V101L183 102H180L181 100H183V98L180 100L178 97H182ZM209 96H211V97H209ZM196 97H198V98H196ZM7 98H9V99H7ZM67 98L69 99L68 100L69 101L68 105H70V103L72 102V109H68L69 106L66 104L68 101L64 102ZM49 100H52L51 102H53L55 104V107H54V104H53V108L55 109V111H57V114L56 115H54V113H56V112H54V109L53 108H52L53 110H51V112H48V108L50 109L51 106L47 108L46 106H48V105H46V104L49 102ZM121 100H123V101H121ZM225 100L229 102V104H227V108H226V113L228 115L225 114L227 116L226 117V121H228V122L226 124H224L225 127L224 126L221 127V129H220L221 131L219 130V133L218 134H221V136L219 135L218 137H219V140H220L221 143H219V145H209L207 143L210 142V138H211L210 131L207 130V129H205L204 133L202 134L201 132H203V131H201L200 129L197 128V126L195 125L193 119L195 118V116H197L199 114L198 112H200L203 109V104H205L204 107H206L207 105H209L208 103L213 102L211 105L212 106L214 105L216 107V106H219L221 104L223 105L224 102H225ZM114 101H116V102L118 101V102L116 103ZM125 101H127V102L125 103ZM161 101H163V102H161ZM200 101H201V103H200ZM185 102H186V105H187V103L188 104L190 103L189 105L192 108H190L189 105H187V106L184 105ZM196 102H197L198 105L196 104ZM176 103L179 106H180V104L183 103L181 105V107H183V105L185 106V107L182 108L183 110L181 109V107H178V105H176ZM58 104H60V105H58ZM86 104H87V106H86ZM122 104H124V105H122ZM153 104H155V106ZM199 104H201V105H199ZM250 104H253V105H250ZM56 105L57 106H63V107H61V108L59 107L61 109L60 110V109H58L56 107ZM120 105L122 106V108H124V110L121 108ZM43 106H45L47 108V111L46 112H44L46 110V108L43 107ZM196 106H198L199 108L196 107ZM252 106H253V108H251ZM259 106L260 105H258V107ZM195 107L197 109H195ZM43 108H45V109H43ZM56 109H58V110H56ZM95 109H97L96 111H98V109L99 110H101V109L105 110L106 109V111H103V110L100 111L101 112L100 115H99L100 117H95L94 118V116H98V112H99V111L96 112ZM138 109L139 110L141 109V110L139 111ZM131 110H133L134 112H139V114L141 113L140 116L145 121L144 124H143V125H145V127L142 126L144 129L142 128L141 129V132L142 133L140 132L141 135L143 134L142 135L143 136L142 137L143 139L146 137L145 140H142V138L139 137L138 135L132 136L133 138L128 135V136H126V139H125V137H123V139H117L116 138L117 135H118L117 133L119 132L118 131V127L120 126V123H121L120 122L121 121L120 119H122V117H125V118H128V120L124 118L126 120V121H124L125 123H128V121H129V123L131 122V118L127 115V113L133 112ZM165 110H167V111H165ZM93 111H95V113ZM147 111H149V112H147ZM154 111H157V112H154ZM190 111H191V113H190ZM61 112L62 113L64 112V114H62ZM237 112L240 115H238ZM48 113L53 114L54 118H52V115L49 116L50 114H48ZM76 113H77V115L78 114L81 115V116H79L81 119L79 117H76ZM109 114H110V116H109ZM158 114H160V115H158ZM232 115H234V116H232ZM236 115L237 116H240V117L238 118V117H236ZM72 116H74V117H72ZM102 117L103 118L108 117V118H110L111 121L114 120L115 122H111V123H113L111 125H113L115 127H112L111 125H109L112 128H109V126H108V127H105L106 129L105 128L104 129L103 128L102 129H99L100 126H99L98 123H99V119L102 118ZM115 117H117V120H116ZM232 117H234V118H232ZM76 118H78V119H76ZM97 118H98V120H97ZM35 119H37V118L35 117ZM68 119H70V122L67 121ZM74 119H76V121H74ZM105 119H107V118H105ZM249 119H252V121H250ZM64 120H66V121H64ZM94 120H97L98 122H96ZM118 120H119V124H118ZM37 121L39 123H37ZM71 121H72V123H71ZM230 121H232L231 123H233V124L229 123ZM246 121L247 122L249 121V122L246 123ZM34 122L36 123L37 126L34 124ZM67 122H69V124H67ZM79 123L81 124L82 127L81 126L78 127ZM92 123L94 124L93 128H91L92 127L91 125H93ZM191 123H192V125H189ZM87 124H88V126H87ZM89 124H90L91 127H89ZM95 124H97L98 127L95 126ZM227 124H229V125H227ZM68 125H71L72 128H70V126L68 128L67 127ZM231 125L232 126L234 125V127L232 128ZM251 125H252V127H251ZM59 126H61V127L64 126V127H62V129L61 128L56 129ZM40 127H42L43 129H39ZM96 127L98 128L97 129L98 131H96ZM178 127L179 128L181 127V129H179ZM189 127H192V128L195 127V128H194V130L192 128L187 129ZM235 127H237V128H235ZM87 128H88V130H87ZM224 128H227V129H224ZM38 129L40 131H44V132L39 133L40 131ZM46 129H47V131H46ZM63 129H64V131H61ZM183 129H185L184 130L185 132H183ZM191 129L194 131V133L191 132V131H188V130H191ZM228 129H230V130H228ZM251 129H253V130L251 131ZM37 131H39V132H37ZM45 131L48 132V133H45ZM109 131H110V133H109ZM21 132H22V130H21ZM104 132L105 133L106 132L109 133L110 138H112V139H110L111 140L110 142H112L113 140H115L112 136H115L116 140L113 143H110V145L108 144L109 141H107L109 139H106V141H103V139H98V141H93V140L96 139V136H98V137L99 136H102L104 134ZM225 132H227V133L225 134ZM232 132H235V133H232ZM37 133H38V135H37ZM57 133H58V135H57ZM62 134H64V135H62ZM36 135H37V137H36ZM91 135L93 137H91V139H90V136ZM163 135L164 136L166 135L167 137L166 136L164 137ZM257 135H260V134L257 133ZM82 136L84 138H82ZM262 136H264V135H261L260 137H262ZM80 137H81V140H80ZM86 137H87V139H85ZM128 137H130V139H127ZM208 137H209V139H207ZM51 138H53V139H51ZM147 138L150 140L148 143L151 142V144L145 143L146 141H148ZM163 138H166V140L163 139ZM4 139H6V140H4ZM36 139H38V140H36ZM41 139H42V141H45V142H42ZM133 139H134V141H133ZM239 139H241L242 141H238ZM69 140L71 142H73L74 145H71V142ZM196 140H198V141H196ZM27 141L24 142V139L23 138H18V139H16V143L13 146H11V147L14 148L16 146H21L22 144L24 145ZM101 141H102V143H101ZM129 141L131 143L133 142L132 145H129V144H131ZM174 141H176V142H174ZM17 142H19L20 145H19V143L17 144ZM95 142H96V144L93 145V143H95ZM128 142H129V144H128ZM104 143H106V144H104ZM7 144H11V142H8ZM57 144L59 146H61V147H59ZM69 144L71 146H69ZM122 144L123 145L125 144L126 147L128 145L131 146V147L129 148V146H128L127 148L126 147L123 148V145ZM134 144H137V145H134ZM232 144H234V145H232ZM54 145H56V146L54 147ZM105 145H108L110 147L107 148L108 146H106V148H104ZM145 145L146 146L147 145H151V148H149L150 146H147V148H146ZM162 145H163L164 148L162 147ZM3 146H5V147H3ZM232 146H236L237 148L236 147H232ZM140 147H141V149L144 148L146 150L149 148L148 149V152H150V153L148 155H146V156H149V160H147L148 158L145 157V156H141V158H143V159H141V158H140L141 160L139 159V156L141 154V153H139L141 151ZM259 147L262 148V146H259ZM259 147L257 146V149L256 150H259L258 149ZM136 148H137V150H136ZM118 149L119 150L122 149L123 151L121 152ZM138 149H140V150H138ZM152 149H153V151H152ZM204 149H206V151L208 152L207 155H206V151ZM262 149H264V148H262ZM167 151L169 153H167ZM185 151L187 153L186 155L189 156L190 158L185 155ZM132 152H134V153H132ZM258 152L259 153H262L263 152V154H264V150H261L260 149L259 151H257V153ZM43 153L44 154L41 153V155H45L47 152H43ZM124 153H126V154H124ZM131 153L134 154V155H132ZM157 154H159V155H157ZM103 155H105V156H103ZM190 155H192V156H190ZM243 155H245V156H243ZM101 156H103V157H101ZM151 156H153V157L151 158ZM156 156H159V158H160L158 161L155 160L156 159L155 158ZM206 156H207V158H205ZM199 157L202 160H200ZM244 157H247V158H244ZM95 158H97V159H95ZM209 158H211V159H209ZM219 158H222V159H219ZM0 159H2V158H0ZM225 159L228 162H226ZM229 159H231V160H229ZM244 159H246V160H244ZM210 160L211 161L212 160L213 161L215 160L214 164H213V162H210ZM251 160H253V161L255 160V162L257 164L255 162L251 161ZM178 161H181V162H178ZM149 163L151 164V166H150ZM262 164H260V165H262ZM207 165H209V166H207ZM253 165H256V166H254L255 169L252 168ZM235 166H237V167H235ZM230 167H232V168H230ZM256 167H258L259 170ZM262 167H263V169H261ZM250 168H251V170H249ZM241 169H242V171H241ZM252 169H254V171ZM0 170H2V168H0ZM152 170H154V171H152ZM231 170H234V171H231ZM150 171H151V174H150ZM250 171H253V172H250ZM258 171L261 174L260 173H257ZM262 171H263V173H262ZM247 175H248V177H247ZM149 176H151V177L153 176V179L150 178ZM155 176H158V177H155ZM201 176L202 175H200V178H201ZM206 177H209V178H206ZM258 177H260V178H258ZM155 179L157 180V182L155 181ZM119 181H118V179H116L115 180V184H119ZM153 185L155 186V188H154ZM206 186H208V183H207ZM219 187L221 189H219ZM163 188H165V187H163ZM226 189H228L229 191L226 190ZM223 190L224 191L226 190L227 192H224ZM224 193H226V194H224ZM263 193H264V191H263ZM230 195H232V196L230 197ZM62 198L64 199V197H62ZM221 201L225 202L226 200L225 199H221ZM221 210H222V212L220 211L221 213H224L225 211L226 212H232V211H234L233 208H226V209L224 208V209H221ZM245 210H247V208L246 209L243 208V210H242V211H244L243 212V216L245 217V222L248 223V221H249V219L247 218L248 214H247V212ZM259 221L261 223L264 222L263 220H259ZM200 225H201V222L197 223L196 226L198 227ZM191 228H193V226H191ZM204 229H205V227H204ZM179 231L180 230H178L177 232H174V233L172 232L173 233L172 234V237H173L174 240L172 242L173 244H171L173 247H171V248H174V249H172L173 251L170 249V251H172L173 253H175V255H178L177 253H179V245H178L179 243L176 242V240L179 238V236H180V238H179L180 240L179 241H181V245L183 247H185V244L187 246V244L189 243L187 239H186L187 241H185L184 237L181 236L182 234H184L183 236H185L186 233H184V232H186V230H182L180 232ZM187 231H189V230H187ZM205 231H207V229ZM205 231H204V233L202 232L203 235H207V232L208 231L206 233H205ZM174 235L176 236L177 239H175V236ZM201 240H207V237L206 238L203 237ZM174 241L177 244H175ZM189 241L191 242V239H189ZM177 250H178V252H177ZM174 251H176V252H174ZM172 252L169 253V254L170 255H173Z\"/></svg>",
  "mask_w": 264,
  "mask_h": 264
}]
</instances>
